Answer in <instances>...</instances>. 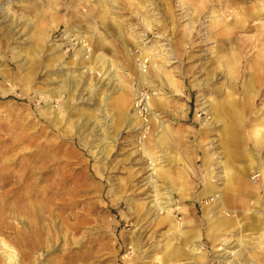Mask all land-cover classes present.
Wrapping results in <instances>:
<instances>
[{"label": "rangeland", "instance_id": "1", "mask_svg": "<svg viewBox=\"0 0 264 264\" xmlns=\"http://www.w3.org/2000/svg\"><path fill=\"white\" fill-rule=\"evenodd\" d=\"M101 5L118 30L100 25L111 47L98 50L97 31L89 26L101 23ZM263 54L264 0H59L58 6L53 0H0V139L15 143L19 160L41 143L56 146L46 156L44 177L64 178L81 212L74 235L80 243L59 239L55 250L33 251L35 264H53L62 253L86 255L92 264H162L156 255L164 253L170 223L161 222L168 209L153 207L157 192L164 201L170 195L172 220L200 236L170 264L252 262L253 249L260 260L252 263L264 264L263 206L219 211L231 175L244 172L253 197L264 196V143L251 138L264 123ZM228 60H235L234 72ZM110 73L117 76L109 80ZM145 91L153 99L146 120L137 103ZM136 116L146 133L131 124ZM160 123L171 129L163 143ZM27 133L38 140L32 143ZM145 141L154 163L163 166L159 178L148 168ZM152 174L158 191L149 183ZM207 186L212 195H203ZM219 192L224 200H216ZM210 206L216 207L211 216L233 218L234 225L213 233L205 213ZM13 237L0 232L12 245ZM194 244L205 255L201 261L195 258L200 252H191Z\"/></svg>", "mask_w": 264, "mask_h": 264}, {"label": "bare ground", "instance_id": "2", "mask_svg": "<svg viewBox=\"0 0 264 264\" xmlns=\"http://www.w3.org/2000/svg\"><path fill=\"white\" fill-rule=\"evenodd\" d=\"M130 1L132 2L136 0ZM53 3L55 6H58L59 0H53ZM101 7V23L99 25L96 23H91L89 26V29L97 31V37H95L96 40L94 46L98 50H102L106 45L111 47V43L107 41V38L103 35V32L98 30V28L101 27L100 25H102L106 30H110L111 28L118 30L115 23L108 22L109 16L107 15L108 9L106 8V5H101ZM40 39H42L41 35ZM88 40H91V42L94 43L93 36L88 37ZM102 57L104 58V55H102ZM228 63L229 72H234L236 64L235 60L232 62L229 61ZM112 69L113 68L111 67L110 70ZM159 70L164 74L165 77H167L169 83L178 92L180 89L177 87L176 82L171 78L169 73L160 68ZM111 73L115 72L112 70ZM111 73L109 75V80H112L117 76L116 74ZM139 77L145 79L146 74L142 71V74L139 75ZM26 80H29V78H26ZM76 86L77 85H75V88ZM4 93H7V91L4 90ZM58 93L62 94V90L60 88L57 89V94ZM61 94L57 95L56 97H60ZM121 96H125L121 97V100L124 102L127 94ZM228 96L230 97L231 93H229ZM148 103L153 107V99ZM210 105L212 106L211 113H216L218 108L216 104L210 103ZM135 112L138 114V111ZM135 119L136 121H132L133 123L131 124L134 126L141 124L140 126L143 128V132L146 133V124L142 122L139 116H136ZM262 124L260 126H255V128L251 131V138L256 144L264 143V123ZM162 125L163 124L160 123V126L163 130H160L158 133V141L163 143L167 136L171 134V129L169 130L167 125ZM228 127L229 125H226L225 130L227 131L229 140L234 141L235 134L232 132L233 129ZM43 131L44 128L41 129L42 133ZM34 135L35 134L27 133L25 137L33 138L32 143H34L39 138ZM236 138L239 139V137ZM7 142L10 143L8 144ZM142 145V150L151 159V165L148 168L150 170L156 171L155 173L159 178L164 173L163 166H158L156 163H154L158 159L156 160V158H153L152 151L147 147V142L145 141ZM39 146L40 149L28 152L26 156L19 160L13 158L15 143L10 138L5 137L4 139H0V232L14 234V245L8 243L4 238L0 239V247L2 249L1 254L3 255V258H0V264H35L36 260H34L32 257L33 251L46 249L55 250V245L59 239H63L64 245L67 246H69L70 243H80L74 237V235L79 232L82 225V223H77L79 222L81 216V212L76 211L75 209L78 200L73 196L70 197L69 190L67 191L64 189V186L67 183L64 178L47 179L44 177L45 173L50 169L48 160L49 156H46L49 154L51 147L56 148V146L48 143H41ZM110 151L111 150H108V154ZM232 153H234V151H232ZM108 154L107 156H109ZM258 169L260 168L258 167ZM261 173L264 176V170H261ZM155 179L156 176L154 177V174H152V176H149V183L153 184L155 190L158 191L157 185L155 186ZM209 185H211V183ZM225 187V190L223 189L224 197L226 193L227 198L225 201H220V203L226 207L221 208L219 210L220 212H223L224 210L227 211V206L232 208L239 206L244 209H252L261 205L264 209V196L257 198L253 197L255 188L250 186L244 172L241 174V176H229ZM212 188V186H207L206 192H204L203 195L206 193L212 195L214 192L209 191ZM169 193L172 194L171 190ZM243 194H246L248 197L252 196L254 198V202L251 204V201L249 202L250 199L248 200V198ZM155 196L156 197L153 207H156V211L161 212L168 209L167 215L162 218L161 222L170 223V225L168 224L170 226V238H168L164 244V253H158V255H156V259L162 264H170L173 260H179L182 256H186L182 249L184 247H190L189 244L192 242L193 236L194 238H200V236L197 234H191L190 231H184L180 224H177L174 222V220H172L169 211L170 195L166 201L159 198L158 192L155 194ZM216 198V200H219L220 198L224 200V198H222V192H219V195L216 196ZM132 205L129 207L130 209L135 208L134 203H132ZM139 207L144 209L145 204L142 203ZM215 208L216 207L210 206L206 208L205 213L211 221L210 227H212L213 233L214 231L218 230L217 234H220L223 230H226L228 226L234 225L235 220L225 216L217 217L215 214H212L211 216L210 214ZM249 217V213L247 214V212H245L244 218L248 220ZM12 220L21 222L22 226L15 224V222ZM263 223L264 221H260L259 227V231L262 233V238H264V227H262ZM216 240L218 239H215L214 241ZM173 241H178L181 246L179 244L173 243ZM243 245L244 246L241 245L244 247L241 248L242 251H238V259L241 257L243 251H246V244L244 243ZM18 247H22V249H18ZM200 251V247L195 244L191 247V252L194 254ZM250 256L252 258V262L260 260V256H257L255 253V249H253ZM204 257L205 255L200 252L195 258L198 261H201L204 259ZM87 259L88 257L86 255L69 256L66 253H62L61 259H58L53 264H76L75 262H78L77 264H92L87 262ZM79 261H81V263H79ZM239 262L240 264H253L248 259H245V257L243 260L240 258Z\"/></svg>", "mask_w": 264, "mask_h": 264}, {"label": "built area", "instance_id": "3", "mask_svg": "<svg viewBox=\"0 0 264 264\" xmlns=\"http://www.w3.org/2000/svg\"><path fill=\"white\" fill-rule=\"evenodd\" d=\"M151 96H149L148 92L145 91L143 93L140 94V96L137 99V103H138V110L139 113L141 114V116H144L145 120H146V115L148 113V111H150V109L148 108V102L150 100Z\"/></svg>", "mask_w": 264, "mask_h": 264}]
</instances>
